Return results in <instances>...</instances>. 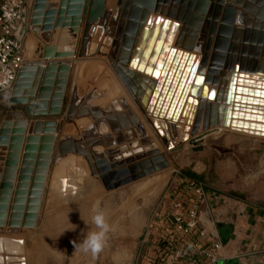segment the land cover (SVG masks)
I'll use <instances>...</instances> for the list:
<instances>
[{"label": "crops", "instance_id": "1", "mask_svg": "<svg viewBox=\"0 0 264 264\" xmlns=\"http://www.w3.org/2000/svg\"><path fill=\"white\" fill-rule=\"evenodd\" d=\"M70 1L71 0H27L25 9L26 18L24 22L25 33L20 42L26 67L25 70L21 72V76H19L21 82H14L10 89L0 93L5 95L6 98L4 99L6 100V102L4 101V106L10 108V111H7L8 113L3 121L7 119L14 123L18 122L19 119L14 118L11 112L16 110L17 112L24 113L26 111L25 105L11 104L10 99L12 95L16 98L22 97V92L31 87L33 81L39 74V86H41L42 77L46 74L44 71L45 68L49 64H55L49 66L50 72H53V77L49 80L51 98L48 102V107L54 106L56 100L58 101V98H60L62 101L61 114L58 116L49 115L46 116L47 118L45 119L44 117L38 116H35V118L34 116H26L24 113L27 118L26 132L24 133L25 140L28 136L33 135L30 133V130L37 119H43L42 121L49 119L56 122L55 131L53 133H42L37 135L39 140L36 143L37 147L33 151V153L38 156L41 152L39 149L40 146L45 143L43 140L44 136H51L49 142L52 148L49 152L48 163L45 165L47 171L43 184H41V194L38 197L39 203L35 215L37 217L40 209L44 206L46 207L47 203L51 201L55 203L58 201L57 206L54 208L58 210V216L55 218L56 221H50L51 228H55V232L51 231L49 234H54L55 236L53 238H56L58 242L56 245L51 244L53 247L51 251L58 252L57 255L51 256L52 260H55L56 264H137L141 249H145V247L149 245L153 234V225H151L152 215L148 217L147 207L153 204L155 200L159 199L162 189L168 181V177L162 185H157L155 179H148L143 183L133 186V188L129 189L125 201L118 202L117 199H119V196L116 193L106 194L101 198L95 193H88L83 198L71 194L72 189L70 185L78 186L81 182L73 179V175H71L72 172L69 173L67 165L65 164L62 166V163L64 160L70 159L75 166H78L77 162L80 160L81 155L79 154L77 145H79V147H86L84 143L81 145L82 143L78 142H84L83 135H80V128L82 125L83 127H87L89 123L92 122V119L88 118V123L84 122V124H82L83 118L78 120L75 118L74 121L67 122L66 111L71 97H69L67 102V95L69 88L72 87L73 90L74 88L77 89V96L81 99L92 92V90H87V84H89V80H92L94 72H89V69L86 67V62L87 58L92 54V46L95 45V38L93 36V27L90 31L88 43L82 48V18L85 13L86 0L82 3H71ZM108 3L111 4L112 2L109 1ZM108 7L109 5L107 4V10L110 11ZM112 14L113 12H109L107 18L103 22L104 24H99L101 28L104 25L108 26ZM77 17H80L81 20H78ZM61 62L67 64L62 65ZM81 65H83V67H80ZM39 68L43 70L41 73H38ZM81 81L84 86L78 85ZM125 84L129 88L128 90L136 96V99L143 104L146 91L142 89L141 86H133L132 82H129V84L125 82ZM15 86H17V89H15ZM81 87L84 89L83 91H81ZM127 87H122L120 93V99L124 101V103L117 102L115 105L116 110L113 108L112 112L122 111L125 113V109L133 108L134 105L129 96V94H133H131L130 91L127 93L128 90H125ZM101 88L102 90L100 91H104L103 86H101ZM141 90L142 93H139ZM60 95H63V97ZM101 95L103 96V94L99 92V94H94L91 97L94 99L99 96L102 97ZM113 95L114 94H112V96ZM65 107L66 109H64ZM102 107L104 106L102 105ZM106 107L108 106L106 105ZM63 111L65 113L64 115L62 114ZM135 111L138 113L137 109ZM117 123H120L119 120ZM14 128L16 127H12V130ZM42 128H45V126ZM127 129H129V127ZM127 129L122 127L120 135V139L123 140L122 145L126 146L130 142L129 137L131 135L127 133ZM103 130L107 131L104 128ZM145 130L146 136L149 138L147 142L142 141L137 130L133 131L135 135L133 142L136 141L139 143L136 146L137 148H143V146L148 143L154 144L157 142L155 141V135L148 131V129ZM187 130L188 128L186 125L184 131L187 132ZM95 131L99 132L98 130ZM108 132L111 131L109 130ZM250 134L253 135L252 133ZM11 135H13L12 132ZM106 135L108 136L109 134ZM99 136L101 137V134H99ZM110 136L111 138H108L107 142L111 143V141H113L117 143L118 138L114 134H110ZM256 136L261 138L262 140L260 141L263 142L264 136ZM67 140L72 141L68 142L74 146V149L68 151L66 156L62 157L59 151V143ZM25 144L26 142L24 141L19 161L17 164H12V167L16 170V179L13 182L15 193L19 184L18 173L22 166ZM75 144L77 145L75 146ZM0 146V170H2V168L4 169L7 166V160L5 159L7 139H0ZM117 146H119V144L116 145V147ZM142 151L145 152L146 150L142 149ZM127 152H130V148L123 153ZM255 155H259L257 158L258 161L255 164L256 170L248 179H246L245 174H238L239 180L231 181L230 178L234 177L235 174L233 175V173L225 171L221 172L223 173V177L217 179L211 178V175L208 174L205 176L202 174L204 165L200 162L194 164L192 171H185L189 176L198 179L204 176L203 179L207 188V197L205 203L202 205L200 224L206 231L216 233L223 242V255L225 256L223 264H264V148H258ZM39 162L38 158H34L32 167L35 168ZM62 173L70 179L67 186H61L63 195L58 194V196H54L52 194L51 196L50 194V198L48 197L46 200L47 191L51 193V188L56 189V185H58V175ZM53 176L56 178L51 179ZM25 184L27 186L24 197V201L26 200L25 217L21 213L23 210L17 209L16 211L19 212L22 218L28 221L35 211L34 207L30 204L31 185L34 183L31 180ZM15 193H13L12 207L14 205H19L21 201L15 202V200L19 199ZM55 199H57V201ZM97 201H99V206L105 213V218L111 226V231L107 234L106 245L103 250L93 257L91 253L83 252L79 245L86 234L90 230H93L91 216L93 214V206ZM115 202H117V204L122 202V206L119 207L118 205L120 209H117L116 213L119 214L122 207L130 208L131 212L129 216L120 220L118 217L115 218ZM139 202L141 205L135 206V203ZM85 221H87V223ZM224 225L231 228L230 236L226 242L222 240L220 233V229ZM70 227L74 229L65 230ZM64 230L65 232L62 233ZM16 237L18 238V236ZM27 237H29V234ZM27 237L24 241L26 259L24 257L21 259V257L18 256L17 258L19 260H14L17 262L16 264H20L19 262L23 260H26L24 264H30V250L33 251L34 246L30 244ZM73 242L78 245L76 249ZM2 264H4V262Z\"/></svg>", "mask_w": 264, "mask_h": 264}, {"label": "water", "instance_id": "2", "mask_svg": "<svg viewBox=\"0 0 264 264\" xmlns=\"http://www.w3.org/2000/svg\"><path fill=\"white\" fill-rule=\"evenodd\" d=\"M83 1L84 0H71L70 2L82 3ZM230 1L236 2L240 6H243L244 9L256 14L254 19H258L263 23L261 29H255L254 27L245 28L244 39H246V41L244 42V45L232 42V38L236 32V30H234L235 21L244 22L245 16H243L242 12H238L235 6L228 2L225 3L224 0H192L191 2L182 0L181 6L187 5L189 9H192L193 11L181 10L184 12V15H180L178 18L179 20L182 19L185 23L191 21L193 25L204 21L203 25L206 29L205 31L208 33L206 36L208 40L207 49L209 51L211 47L213 48L212 56L210 55L209 57L208 53L203 56L204 64H206L208 60L210 62V74L207 75L206 79L208 82L213 81V77L215 76L214 74L217 75L220 73L219 70H216L213 67H223L225 71H233L232 85L227 87L224 86L225 88L223 89H212V92L208 93L209 95H207L209 86H204L202 89L200 86H187V84L183 86L184 73L181 74L183 58L178 61L180 64L176 63L175 65V62H177L175 57L172 64V66L175 65V67L172 69L171 66L172 70L170 69L163 86H141V88L146 91V95L143 98V104L135 99L137 100L136 103L139 109L145 115L147 114L146 112H150L149 106L148 110H145V106L150 100L152 105L156 104V107L164 111V113L166 112L165 116L172 118L174 122H177L181 117L184 118L187 124L192 126V133L195 137L192 138L190 142L193 144L203 141V139L210 133L223 128H232L239 131L243 130L244 132L264 136V8L256 12V9L250 3H243L241 0ZM128 4H130L128 5L130 6V10L128 12L129 25L127 30L134 34L135 31H140L143 23L147 20L148 16L151 15L150 11L154 12V9L158 7V4L156 0H135L134 2H129ZM258 4H261L264 7V0H261ZM140 6H144L145 9L142 10ZM108 14L107 0H86L85 13L82 18V48H84L88 43L90 31L93 25L104 22ZM22 16L23 22H25L26 10L22 11ZM77 19L81 20L80 17H77ZM158 20L159 17L156 21ZM151 22L152 16L149 18L148 24H151ZM246 26H249V21ZM147 30L148 28H145L143 39ZM24 33L25 27L24 23H22L15 33V37L19 43L21 42ZM128 38L131 39V37L126 35L125 39L127 40ZM144 53L146 55L147 49ZM184 53H187L189 56L188 52L185 51ZM137 56L138 50L131 61V65L133 67H136ZM166 63L163 67V71ZM64 64L67 63H62V65ZM53 65L55 64H49L45 68L44 71L46 74L42 77L43 80L41 81V86H39V74L33 81L31 87L22 92V97L16 98L12 95L10 103L25 105L26 111L24 113L26 116H34V118L35 116H38L46 119V116H58L61 114L62 101L60 98H58V101L56 100L54 106H51L50 108L48 107V102L51 98L49 80L53 77V72H50L49 66ZM158 65L159 60L156 62V66L154 67L151 66V63H148L143 67L142 60H140L137 67L139 69L143 68L147 73L153 70L154 74H156ZM188 65L189 62H186V77L189 75L191 69V64L189 66ZM25 67L26 66H24L18 73L15 82H21V78L19 76H21V72L25 70ZM203 68L204 67H200L199 69L203 71ZM116 70L117 74L124 82L125 77L122 70L119 68H116ZM42 71L43 70L39 68L38 73H41ZM163 71L161 72V77ZM170 72H172V75H170ZM223 75H225V72H223ZM161 77L158 78L156 76L159 81L161 80ZM169 77H172L171 84L170 86H165ZM197 77L200 80H203L202 75H198ZM137 78L139 79V76H137ZM15 89H17V86H15ZM188 89L190 90L191 95L186 97ZM139 93H142V90ZM216 94L217 100L215 103L208 104L205 101V99H211L212 96H215ZM199 96L201 99L198 101ZM61 97H63V95ZM77 98H79L77 96V89L74 88L72 98L66 111V121L72 122L75 118L77 120L83 118L82 121L86 118L95 120V124H92L91 126L89 124V126L92 127V130L88 128V130L83 133L84 142H82L86 147H79V145H77L78 143L76 145L78 146L77 149L79 154L83 155L88 162L92 175L91 180L95 189L94 193L99 195V198L105 196V194L96 193V191L100 192L102 189H100L97 185H102L103 189L108 192H112L117 188L143 178L155 171H159L169 165L164 157L165 154H160L158 148H155L152 143L144 145L143 148H137L136 142H133V138H135L133 132L130 133L131 135L129 137V141L131 142H129L127 146L119 145L117 147L112 146L115 144L113 141H111V143L107 142L108 138L111 137L110 135L107 136L102 134L100 137L99 135L94 134L93 131L95 130H98L99 132H96L99 134L103 133L102 126L108 122L111 127L110 130L118 138V142H123V140L120 139L121 126L125 129L134 125L143 142L149 141V138L146 136V130L139 125V117L135 114V112L129 111V118L126 119V116H124V114L121 115V113L119 114V112L115 115L112 112L109 113L108 111H105L106 113H104L103 111H91L83 107L77 109ZM79 100H81V98H79ZM221 101L223 104L218 105L217 103ZM191 103L197 104L198 107L194 126L191 121ZM24 113L17 112L16 110L11 112V115H13L14 118L19 119L18 122L14 123L13 121L6 119L0 126V139H7V152L5 154L7 166L6 168H2V170H0V225L3 224L9 195L11 194V189L13 188V182L16 179V170L12 167V164H17L19 161L24 141L26 142L24 147L25 152L23 155L22 166L20 167L18 173L19 184L15 193L19 199L15 200V202H19L20 200L24 202V195L26 194L27 188L25 183L32 180L34 184L31 185L30 204L34 207L35 211L34 214L30 216V220L27 221L25 219L24 225L25 227H31L34 225V220L36 218L35 214L39 203L38 197L41 194V184H43L47 171L45 165L48 163L49 152L52 148V145L49 142L51 140V136H44L43 140L45 143H43L39 148L41 150L40 154L37 156L33 153L37 147L36 143L39 140L37 135L42 133H53L55 131L56 122L49 119L45 121H42L43 119H37L30 130V133L33 135L28 136L25 140L24 133L26 132L27 118ZM146 117L157 134L160 137H163L164 134L161 133L158 125V123L163 125V122H158L147 115ZM118 120L120 122L119 124L117 123ZM174 122L172 124L168 123L170 128H173V131H171L173 132V135L175 134ZM44 126L45 128H42ZM199 126L201 128V133L198 129ZM12 127L16 128L12 130ZM11 132L13 135H11ZM82 142L80 141V143ZM129 148L130 152L128 154L123 153ZM73 149L74 146L67 141L59 143V151L62 157H65L66 153ZM142 149H146V152L144 153ZM34 158H38L40 161L35 168L32 167ZM18 208H20L19 205H14L12 207L11 220L9 222L10 226H16L17 223L15 220L21 218L19 212L16 211ZM220 233L222 240L226 242L230 236L231 228L224 225L221 227ZM16 240L21 241L22 239L18 238L15 239V241Z\"/></svg>", "mask_w": 264, "mask_h": 264}, {"label": "rangeland", "instance_id": "3", "mask_svg": "<svg viewBox=\"0 0 264 264\" xmlns=\"http://www.w3.org/2000/svg\"><path fill=\"white\" fill-rule=\"evenodd\" d=\"M109 1H111L112 3L109 4L108 3ZM119 3H120V0H107V4L109 5L108 9L110 8L109 12H113L108 26L104 25L102 28L101 27L99 28L97 27V26H100L99 24H94L95 26L93 25L94 29L93 27L92 29L94 30L93 36L95 38L94 40L95 45L92 46V54L87 58V62H86V67L89 69V72H92V71L94 72L92 80H89V84H87L88 86L87 90H92L91 95H94V94L97 95V93L99 94V92H101L100 90H102L101 86H103V90H104L103 93L105 95L107 92V89L109 90V92H111V90L107 88L106 86L115 85V88H116V91L114 90L115 95L111 97V100L109 102L108 101L103 102V99L105 97L104 95L103 96L101 95L102 97L99 96V97L94 98V99H98L102 101L100 102L101 104L99 105V107H102V105L105 107L106 105L108 107H111V109L106 110V112L108 111L109 113L113 111V108L115 109V105L117 102L122 103V104L124 103V101L120 99L121 90L116 85L117 81H121V78L116 74L117 67L114 66L115 62L114 61L111 62V60L114 58V49H113V40H111L110 33H111V29H113L112 32L114 31L113 33H115L116 28H117V27H114V28L112 27L113 25L112 22H113V18H114V23L119 21V19L117 18L118 11L120 9ZM82 33H83V30H82ZM80 67H83V65H81ZM95 82H98L99 86H96L97 84L95 85ZM78 85L84 86L82 81L79 82ZM122 87L125 88V86H122ZM128 89L129 88L127 87V89L125 90L127 91ZM83 90L84 89H82L81 87V91ZM73 91H74L73 87L69 88L68 95H67V102H68L69 97L71 96L69 99V102H70L72 95H73ZM129 91L130 90H128L127 93H129ZM129 96H130L132 103L134 104V108H137V112H138L137 114L141 118L142 123L145 126V129H148V131H150L151 133L155 135L154 136L155 141L157 142H155L154 144L152 143V144L153 145L156 144L155 146L156 147L159 146L161 152L162 150L165 152L164 157L169 162V165L159 171H155L149 175L144 176L143 178H140L136 181L128 183L120 188H117L112 192H108L105 189H103L102 185H97L99 186L100 189L101 188L102 189L100 192L96 191V193L98 194L102 193L105 195L116 193L119 196V199H117L118 202L125 201L128 196L127 194L129 193V189L133 188V186L143 183L147 181L148 179H152V180L155 179L157 181V185H162L167 177L169 179V176L172 173L173 168L180 169L182 172H185V171L190 172L192 171V168H194V164L196 162H200L204 165V171L202 173L203 175L206 176V174H208V175H211V178L213 177L216 179L223 177L222 175L223 173H221L223 171L231 172L233 173V175L235 174L234 177L230 178L231 181L239 180L238 174L239 175L245 174L246 179H248L255 172L256 170L255 164L258 161L257 158L259 156V155H255L256 150L258 148L259 149L264 148V140L263 142L260 141L262 140L261 138L255 135L241 134L239 132H235V131L223 128L221 130H217V131L210 133L208 136H206L203 139V141L198 142L197 144H193L190 142V140L194 138L195 135L190 136V132L188 133L184 131V127L186 126L185 125L186 123L184 122L185 120L182 119L179 121V129L181 131H184L185 134L188 133V135L187 137L186 136L182 137L181 133L179 132V135H178L179 138H176V140L175 139L173 140L174 142H177V144L171 145V146L168 145V148H170V150H168L167 145L164 141V138L160 137L155 131V129L148 122L146 115H144L142 111L139 109L136 103V100L132 97V95L129 94ZM4 99H6L5 95L0 94V125L4 117L8 113L7 111H10L9 107L4 106V101L6 102V100ZM64 109H66V107ZM115 112L116 111L112 113H115ZM62 114L63 115L65 114L64 111ZM143 118L145 120H143ZM144 121L148 125L145 124ZM84 122L88 123L87 118L84 119V121H82V124H84ZM89 128L91 127L89 126ZM102 128H104L105 130H108V129L110 130L111 127L107 122V124H103ZM133 128L136 129L135 127ZM83 132L84 130H81L80 128V135H83ZM93 132H96V131H93ZM127 133L129 132L127 131ZM96 134L99 135L98 133ZM110 134L112 133L110 132ZM134 139L135 138H133V140ZM135 142L136 141H134V143ZM122 143L123 142L117 141V143L113 144L112 146L116 147V145L118 144L122 145ZM136 144L138 145L139 143L136 142ZM81 145H83V142ZM128 153L129 152H127V154ZM62 164H63L62 166H64L65 164L67 165L69 173L72 172L71 175H73L72 176L73 179L79 180L81 182L78 184L77 186L78 188H76V193L74 194L75 196L83 198L88 193L94 194L95 189H94V185L91 180L92 175L90 173L88 162L83 155H81L80 160H78L77 162L79 167L75 166L73 161L70 159L64 160ZM75 167H78L80 171H78L77 169H73ZM59 175H58V178H59ZM62 175H65V174L62 173ZM55 178L56 177L53 176V178L51 179H55ZM203 178H199V179L205 182ZM167 182L162 189V193L159 199L155 200L154 203L152 202L153 204H150L147 207L148 217L151 215L153 216V213L158 208L160 200L162 198V194L164 193L167 187ZM57 183L59 185L58 180H57ZM58 185H56V189L51 188V193H48L47 191L46 200L48 199V197L50 198V194L51 196L52 194L54 196L56 195L58 196V194L63 195V193L61 192V188ZM9 198H10V195H9ZM55 200L57 201V199ZM57 202L54 203L53 201H51L47 203L46 207L44 206L42 209H40L39 214L34 220V225L31 227H25L24 225L25 218H22V217L18 218V220H15L17 223L16 226L9 225V222L11 220V215L8 216V218L5 217L3 219V224H6V225L4 226V228L2 227L4 232L1 231L0 235L6 233L11 236H15V237L18 236V238L21 237L25 241V238L29 234V237H27L28 241L30 242V244H33L34 246V250L33 251L30 250V257H29L30 264H56V261L55 260L53 261L51 256L57 255L58 252L51 251V248H53L51 244L56 245L58 244V242L56 238L55 239L53 238L55 235L49 234V232L51 231L55 232L54 231L55 228H51L50 221H56L55 218L58 216V210L54 209L55 206H57ZM121 204L122 202H120V204H117V202H115V207H114L115 213L117 212V209H120L118 208V205L120 207L122 206ZM23 205H24L23 202H19L20 207ZM139 205H141L140 202L135 203V206H139ZM8 208H9V205H8ZM130 212H131L130 208L122 207L121 212H119V214L117 213L115 214V218L118 217L119 220L122 218L124 219L127 216H129ZM3 246L4 247H0V249L3 248V252H2L3 261L0 259V264H2L3 262L4 264H16L17 262L14 260H19L17 258L18 256L21 257V259L23 257L26 259V252L24 249L25 245L23 246L24 247L23 249H21V247L18 246V251H16V255H13V256L12 254H14L15 251L7 250L6 243H4ZM6 250L9 253H5ZM11 256L12 258H9ZM144 259L146 260V258ZM24 262H26V260L20 261L19 263L24 264Z\"/></svg>", "mask_w": 264, "mask_h": 264}, {"label": "bare ground", "instance_id": "4", "mask_svg": "<svg viewBox=\"0 0 264 264\" xmlns=\"http://www.w3.org/2000/svg\"><path fill=\"white\" fill-rule=\"evenodd\" d=\"M134 1L135 0H120V3H119L120 9H119L118 15H117V18L119 19V21L115 22L119 26L118 27L119 31H118L117 38H115V40L113 41L114 58L111 60V62L112 61L115 62L114 66L119 68L120 70H122V73L125 77L124 82H123V80H121V81L116 80L117 81L116 85L119 87L120 90L122 89V86H127L125 84V82L127 84H129V82H132L133 86H156V85L163 86L164 81L167 79L168 73L171 69V66L173 64L175 57L177 59L176 60L177 62H175V65H176V63L180 64V63H178V61L181 60V58H183L182 71H181V74L184 73V75H183V81H184L183 86H185L186 84H187V86H200L201 89L204 86H209L208 92H207V95H209L208 93H211L212 89L218 90L219 88H221V89L225 88L224 86L227 87V86L232 85L233 71H225V69L223 67H213L214 69L219 70L220 73L217 75L214 74L215 76L213 77V81H210V82L207 81V79H206L207 75L210 74L209 73L210 62L208 60V62L206 64H204L203 63V56L206 53L209 54V57H210V55L212 56L213 48L211 47L209 51L207 49L208 40H207L206 36L208 35V33L205 31L206 29L204 28V25H203L204 21H201L199 24L195 23L193 25L191 23V21L188 23L187 22L185 23V22H183L182 19L179 20L178 17H180V15H184V12H182L181 10L193 11L192 9H189V7L187 5L181 6L182 0H175V1H173V0H156L158 7L154 9V12L150 11L151 15L149 14L150 16H148L147 20L143 23L140 31L139 32L135 31L134 34H132V33H130L131 31L127 30L128 25H129L128 12L130 10V6H128L130 4H128V3L134 2ZM187 1L191 2L192 0H187ZM224 1H225V3L228 2V3L232 4L233 6H235L237 8L238 12H242L243 16H245L244 22H238L237 20L235 21L234 30H236V32L234 33V36L232 38V42L244 45V42L246 41V39H244L245 28H249V27L253 28L254 27L255 29H261L263 23H262V21H260L258 19L257 20L254 19L256 14L249 12L248 10L244 9L243 6H240L236 2H233L230 0H224ZM241 1H243V3H250L256 9V12L261 10L262 8H264L261 4H258V2H260L261 0H257V1L256 0H241ZM140 8H142V10L145 9L144 6L143 7L140 6ZM210 9H211V7H210ZM151 16H152V22H151V24H148L149 18H151ZM158 17H159V20L156 21L158 19ZM205 17H206V14H205ZM165 19H167V20H165ZM248 21H249V26H246V25H248ZM113 22H114V18H113ZM101 23H103V22H101ZM98 27L100 28L101 26H98ZM145 28H148V30H147L146 35L144 36V39H143ZM240 28H241V30H240ZM242 28H243V30H242ZM130 34H131V36H130ZM126 35L131 37L132 40L129 38L126 40L125 39ZM146 49H147V53L145 55L144 51ZM171 49H172V51H171ZM137 50H138V56L136 58L137 63H136V67H133L131 65V61H132L134 55L136 54ZM179 50L182 52H180ZM185 51L189 53V56L187 53H184ZM190 54H191V57H190ZM167 58H168V60H167ZM140 60H142L143 67L148 63H151V66L154 67V66H156V62H158V60H159V65H158V69L156 71V74H154L153 70L150 71L149 73H147L144 71L143 68L139 69L137 67V65L139 64ZM166 61H167V63H166ZM186 62H189V65L191 64L190 65L191 69H190L189 75L187 77H186L187 68L185 69ZM165 63H166V66H165L164 71H163V67H164ZM175 65L172 66V69L175 67ZM200 67H204L203 71H201L199 69ZM162 71H163V74L161 77ZM223 72H225V75H223ZM157 73H158V75H157ZM155 75L158 78L161 77V80L159 81V79L156 78ZM170 75H172V72H170ZM197 75H202L203 80H200L197 77ZM137 76H139V79L137 78ZM171 81H172V77H169L165 86H170ZM95 85L99 86L98 82H95ZM106 87L109 88L111 90V92H109V90L107 89V92L104 95L103 91H101V94H103L105 96L103 99V102H105V101L109 102L111 100L112 94H114V90L116 91L115 85L106 86ZM94 93H95V91H94ZM90 95L91 94H88L86 97L82 98L81 100H79V98H77L78 100L76 103V108L80 109L81 107H83L87 110H91V111L95 110L98 112L103 111L104 113H106L105 111L107 109H111V107L110 108H107L105 106L99 107V105L101 104L100 102H102V101H100L98 99H92V97H90ZM190 95H191V92L188 89V91L186 93V97H189ZM215 96H212L211 99L207 98V99H205V101L208 104H213L217 100V94ZM133 97H134V99H136V96L134 94H133ZM199 99H201L200 96L198 97V101H199ZM217 104L222 105L223 102L221 101ZM190 105L192 108L191 121L193 122L192 125L194 126V124H195L194 121H195V118L197 115V111H198L197 108L198 107H197V104H194V103H191ZM148 106H149L150 112L149 113L146 112L147 113L146 115L148 117L158 121V122H163V125H161L158 122L157 123L160 127L161 133L164 134L163 138H164V141L167 145V148H168V145L171 146V145L177 144V142H174L173 140L174 139L176 140V138H179V136H178L179 132L181 133L182 137H185V136L187 137L189 132H190V136L193 135L192 126L190 124H187V122L184 118L181 117V118H179V120L177 122H174V120L172 118L166 117L165 116L166 112L164 113V111H162L161 109H158L156 107V104L152 105L150 100H149V103L147 102V105L145 106L146 111L148 110ZM133 108H134V106H133ZM133 108L125 109L124 110L125 113L122 111H120V112L116 111L113 114L117 115L116 113L119 112V114L120 113H121V115L124 114V116H126L125 118L128 119L129 118L128 112L132 111V112H135V114L138 116V114L135 111L137 108H134V109ZM138 119H139V125L142 126L143 129H145V126L143 125L141 118L139 117ZM182 119L185 120V123H186L187 128H188V130H187L188 133H186V134L184 131H181L179 129V121ZM143 120H145V119L143 118ZM173 122L175 124V126H174L175 134L174 135L172 134L173 132H171V131H173V128L171 129L170 126L168 125V123L172 124ZM92 124H95V120H93V119H92V122L90 123V126ZM145 124H147V123L145 122ZM88 126L87 127L81 126V130H84V131L88 130ZM131 127H132V129H130ZM131 127H129L130 130L127 128H125V129H127V131L129 133H132L134 130L136 131V129L133 128V127H135L134 125H132ZM121 128H122V126H121ZM90 129L92 130V127ZM198 129L200 132V130H201L200 126ZM229 130L239 132V133H246V134L251 135L248 132H243V131H239V130L232 129V128ZM108 131H109V129L107 131H104L102 128L103 133H101V136H102V134L103 135H106V134L110 135V132H108ZM121 132H122V130H121ZM96 133L97 132H94L95 135H96ZM111 133L114 134L112 131H111ZM68 141L72 142L71 140H67V142ZM155 148H158V151L160 154L161 153L165 154V152L163 150L161 152L160 147L155 146ZM168 150H170V148H168ZM75 169L80 171L78 169V167H75ZM57 180L59 182L60 188L62 185L67 186V183L70 182V179L68 177H66L65 175H62V174L59 175V178ZM70 188L72 189L71 194H75L76 188H78V187L76 185L71 184ZM13 193H15L14 187L11 189L10 198H9V201L7 202V210L5 211V217H7V218H8V216L11 215V211H12L11 207H12V202H13ZM23 203H24V205L21 206L20 208H18V210H23V211H21V213L25 217L23 212H25V210H26V204H25L26 200ZM8 205H9V208H8ZM5 225L6 224L0 225V232L3 231L2 227L4 228ZM2 235H4V236H2ZM2 235H0V247H4L3 244L6 243L7 250L15 251L14 254L11 253L12 256L16 255V251H18L19 245H20L21 249L24 248L23 247L24 246V240L22 238H21L22 239L21 241H17V240L15 241V239H18L17 237L10 236L6 233H4ZM12 244H16V245H12ZM7 250L5 251V253L8 252ZM2 252H3V248L0 249V259L3 261ZM12 256L9 258H12Z\"/></svg>", "mask_w": 264, "mask_h": 264}, {"label": "built area", "instance_id": "5", "mask_svg": "<svg viewBox=\"0 0 264 264\" xmlns=\"http://www.w3.org/2000/svg\"><path fill=\"white\" fill-rule=\"evenodd\" d=\"M26 5L27 0H0V93L13 86L25 66L15 33ZM206 197L205 182L173 168L151 218V241L137 264H223V242L200 224Z\"/></svg>", "mask_w": 264, "mask_h": 264}, {"label": "clouds", "instance_id": "6", "mask_svg": "<svg viewBox=\"0 0 264 264\" xmlns=\"http://www.w3.org/2000/svg\"><path fill=\"white\" fill-rule=\"evenodd\" d=\"M93 214L91 216V224L93 230H90L85 238L80 242L79 247L85 253H91L93 257L99 254L106 245L107 234L111 231V226L106 221L105 213L99 206V201L93 206ZM87 223V221H85ZM70 223V222H69ZM72 224V223H70ZM74 229L66 228L65 230ZM65 230L62 232L64 233ZM61 233V234H62ZM75 249L78 247L74 243Z\"/></svg>", "mask_w": 264, "mask_h": 264}, {"label": "flooded vegetation", "instance_id": "7", "mask_svg": "<svg viewBox=\"0 0 264 264\" xmlns=\"http://www.w3.org/2000/svg\"><path fill=\"white\" fill-rule=\"evenodd\" d=\"M112 24H113V25H112L113 28H114V27H117L115 33H113L114 31L112 32L113 29H111V33H110V35H111V40L114 41L115 38H117V36H118V31H119V28H118V27H119V26H118L116 23H114V22H112Z\"/></svg>", "mask_w": 264, "mask_h": 264}, {"label": "snow or ice", "instance_id": "8", "mask_svg": "<svg viewBox=\"0 0 264 264\" xmlns=\"http://www.w3.org/2000/svg\"><path fill=\"white\" fill-rule=\"evenodd\" d=\"M157 75H158V73H157Z\"/></svg>", "mask_w": 264, "mask_h": 264}]
</instances>
